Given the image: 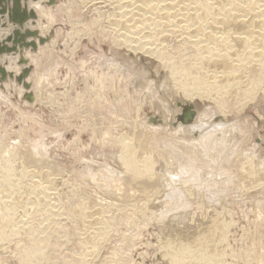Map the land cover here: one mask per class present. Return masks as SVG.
Instances as JSON below:
<instances>
[{
	"label": "rangeland",
	"instance_id": "obj_1",
	"mask_svg": "<svg viewBox=\"0 0 264 264\" xmlns=\"http://www.w3.org/2000/svg\"><path fill=\"white\" fill-rule=\"evenodd\" d=\"M33 2L39 3H33L31 29L45 42L29 37L36 48L5 53L6 61L19 58L18 52L24 59L26 65L21 59L16 65L18 74L30 69V92L18 74H0V175L12 165L20 181L11 197L0 190V224L9 207L15 221L9 231L28 221V229L0 244V264H21L32 232L41 226L50 231L43 264H171V252L195 239L210 241V249L213 241L220 245L214 253L222 264H264V72L253 74L262 88L251 99L230 93L222 98L223 109L216 108L218 99H189L204 130L187 135L185 124L175 123L176 114L185 113L177 102L189 97L162 60L139 50L136 56L126 45L132 42L123 43L119 9L106 1ZM170 36L163 54L175 56L177 67L188 65L195 58L188 39L178 32ZM142 134L146 148L136 147ZM123 144L152 162L158 187L148 197L127 185ZM36 168L45 171L40 183L28 173ZM46 174L52 187L45 201ZM54 206L60 215L55 222L47 219ZM216 234L225 243L215 242Z\"/></svg>",
	"mask_w": 264,
	"mask_h": 264
},
{
	"label": "bare ground",
	"instance_id": "obj_2",
	"mask_svg": "<svg viewBox=\"0 0 264 264\" xmlns=\"http://www.w3.org/2000/svg\"><path fill=\"white\" fill-rule=\"evenodd\" d=\"M89 1L90 2L106 1L110 5L114 6V8L120 10V15L118 13L119 19H117L116 21H117V25H119V27L121 26V28L124 29L123 32L120 31L121 32L120 36L122 39H124L123 43L126 44L128 42H132V45L135 44V47H133L129 43L126 45H129L128 48L129 47L132 48L133 52L131 53H134L136 56L137 55L140 56V54H137L138 50L143 51V52H146V54L149 53V55L152 54L153 56H156L157 57L156 59L159 58L160 60L164 62L165 65H168L169 66L168 68L171 69V75L173 76V79L177 83H179V88H181V90L183 91L184 93L183 95L184 96L186 95L187 97H189L186 100L188 104L191 105L192 104L191 100H193V96L198 95V96H204L206 98L208 97L214 100L218 99L216 108L218 106V108L223 109V107L226 108L227 106L226 102L223 100L224 99L223 96H226L230 93L232 94L236 93L237 95H239L237 93V91H239V93H241V97L242 96L250 97L251 99V96L253 97L255 93L258 94L257 91L262 86L260 84L261 79H259L258 77L257 78L254 77L255 75L253 74H256L257 76V73L262 75V73L264 72V0H89ZM33 3H39V2H33V0H26V1H23L22 5L24 6L26 4L28 10L30 11L34 7ZM32 20L33 19H29L28 22L23 24V26H20V25L17 26L13 24L12 22H10L7 14L5 15L0 14V42L4 43L6 37L9 34L13 33V31L16 28H20L23 32H25L27 29L33 31V29H31V24L33 23ZM177 32L178 34L180 33L181 35H184L186 39H188L186 45H188L195 52V56L193 55V57H195L194 60L193 59L188 60V65H183V66L181 65V67H177L176 63L173 62L175 56L169 55V54L168 55L163 54L164 48H165L164 45H165L167 38L173 33H177ZM170 38H172V36H170ZM38 40L39 39L37 38V41ZM182 43L183 42H181V45ZM8 44L11 45L12 43H8ZM23 48L25 47L20 48L19 52L22 51ZM19 52H18L19 58L17 59L18 60L21 59L22 61H24V59L20 58L21 55L19 54ZM194 52L192 53L194 54ZM12 58L10 59L9 57V61H6L8 58L7 57L5 58V54L2 55L0 57V66L2 64L5 65L6 63H8L7 66L5 65L7 73L10 74L13 72L16 77V74H18L20 71V68H19L20 65L19 66L18 64L16 65L17 59L13 60ZM196 58H198V61L195 60ZM22 64H25V63H22ZM263 75L262 77H264ZM27 78L28 77H26L24 81L29 83ZM139 80L141 79L139 78L138 81ZM25 91L30 92L29 88H27V90L25 88ZM172 112L171 114L174 115ZM196 123L197 122L195 119L194 123H191L188 125L185 124L184 127H181V130L187 135L192 134V132L196 131V129L197 131H199L200 130L199 128H201L203 125H199V123L197 124ZM201 130L200 131L203 132L204 129H201ZM142 137L144 138L141 139L140 136L136 137L138 141V146L136 147H143L144 144L146 143L147 139L145 138V136H143V134H142ZM144 147L146 148V145ZM122 151L123 152H122L121 158L123 160L125 168L127 169V174L125 177H126L128 187L130 189L138 191L141 194L146 195L147 197L150 196L153 189H157L158 187V181L154 179L152 176L151 160H149L147 156L139 157L136 154L137 153L136 149L133 148V146H131L130 144L129 145L123 144ZM260 153L263 154L264 152H260ZM13 169L14 167L12 165L11 166L6 165V167H4L3 170L1 169L2 173L0 175V190L1 191L5 190L6 193L8 192L9 193V194L7 193L8 197L12 196L11 194H12L13 189L18 190L19 188L18 184L20 183V181L17 180V178H15L13 175V171H14ZM251 172L255 174L256 176L258 175L255 168L253 169V166L251 167ZM28 173L29 175L31 174L32 176H34L32 178L37 177V179H39L37 180V182L39 181L40 183V180L42 179V175L45 174V171H42L40 168H36L35 171L28 170ZM27 175L25 174V176ZM22 176L23 175H21V177ZM46 179H47V183L46 184L44 183L45 185L43 186V190L46 193V197L44 196L45 201L47 200L48 197H50V195H48V192H50L48 189L52 187L50 185V181H51L50 176H48L47 174H46ZM31 193L33 192L31 191ZM31 198L25 199V203H28V202L31 203ZM2 201L4 202V200ZM18 203L20 202L18 201L17 204ZM21 203L24 204V202H21ZM44 204H46V202ZM19 205L21 204H18V206ZM50 205H55V204L51 203ZM54 209H55V206L53 207V209H51V211L47 212L48 213L47 219H51L55 222L56 219L59 218L57 217V215L59 214L55 212L56 210ZM7 210H5L4 212L5 215L2 212L3 213L2 217L4 216L5 217H4V220L2 219L3 223L0 224V244L8 241L20 231L28 229L26 228L27 227L26 224L28 222L26 219V221H22L21 223L19 222L16 225L14 224L13 230L9 231L8 228L11 227V226L8 227L9 224L12 222L15 223V221L13 220V217H12L13 214L9 212L10 210L9 211ZM82 214L85 216L89 215V213H87L85 210H83ZM103 221L105 222L104 219L102 220V222ZM45 228L46 227L43 228L41 226L39 228L37 227V229H34L35 232H32L33 234L32 236H30L28 245L25 247L20 257L21 264H43L44 263V261L42 260L41 252H43L45 248V242L48 239L47 233L50 232V231L47 232V229ZM98 229L99 228L97 227L96 230ZM100 233H102V231ZM197 233L198 232H195V235ZM214 233H217V232L215 231ZM221 233L220 235H222ZM217 234H219V232ZM213 235H212V238H214ZM200 236L198 237L201 238ZM222 237L218 241L217 239L218 236H217L216 237L217 241L215 240V242H218L221 245L225 243L223 240L225 237L224 236ZM203 238L204 237H202L201 239ZM189 240L188 242L190 243V241H192L193 239L190 241ZM195 240L191 242L193 243L192 245H194V242L196 243ZM185 242L187 243V241H184V243ZM200 243L201 241L198 240L196 243L197 244L196 247L195 245L188 246L189 244L188 245L181 244V246L178 248L177 251L175 250L177 248L174 249V247L177 246L175 243L176 246L173 247V250H175L176 252L174 251V254L173 252H171L173 255L171 254L170 259L168 258L167 259L169 260L171 264H195V263L196 264H222L221 262L222 257H218V253L217 254L214 253V250L217 248V246H220V245H218L217 243L215 244L213 241L212 242L213 249L211 248L213 250V253H212L211 252L212 250L209 248V246L211 247L210 241L209 243L207 242L205 243L203 242L201 244ZM206 244L211 251H209L208 249L202 248L203 246H206ZM199 245H201L202 247H200ZM214 247L216 248L214 249ZM90 248L94 249V246ZM220 254L221 253H219V255ZM85 258H86V254L82 257V259L85 260Z\"/></svg>",
	"mask_w": 264,
	"mask_h": 264
},
{
	"label": "water",
	"instance_id": "obj_3",
	"mask_svg": "<svg viewBox=\"0 0 264 264\" xmlns=\"http://www.w3.org/2000/svg\"><path fill=\"white\" fill-rule=\"evenodd\" d=\"M23 1L26 0H0V14L5 15L7 14L9 17L10 22L17 26H23L26 22H28L29 19H33L34 22L35 18L37 17V14L34 10H28L27 5H22ZM36 1V0H33ZM29 37H38L39 43H44L45 40L38 36L37 32L31 31L27 29L25 32H23L20 28H16L13 33L9 34L5 42H0V57L4 55L5 53H13L19 51L22 47H28L31 46L33 48L37 47V42L34 40L29 41ZM8 43H12L9 45ZM22 63L24 61L20 60ZM30 72V69L27 67H24L22 70V73L17 76L19 82L25 87L30 88V84L25 82L24 79L28 77ZM0 74L1 79L6 78V76H12L7 73L6 68L3 66H0ZM28 98L32 100V96L28 94ZM177 106L182 108L183 111H185L184 116H180L176 114V123L181 121L182 124H191L194 122L195 119V106L190 105L187 102H177Z\"/></svg>",
	"mask_w": 264,
	"mask_h": 264
}]
</instances>
